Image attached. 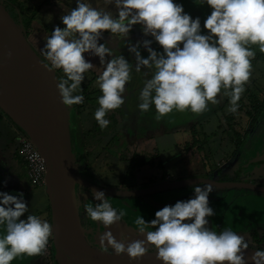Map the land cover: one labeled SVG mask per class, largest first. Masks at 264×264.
I'll return each instance as SVG.
<instances>
[{
	"label": "clouds",
	"instance_id": "obj_1",
	"mask_svg": "<svg viewBox=\"0 0 264 264\" xmlns=\"http://www.w3.org/2000/svg\"><path fill=\"white\" fill-rule=\"evenodd\" d=\"M56 3L62 7L60 0ZM94 3L95 7L89 0H75V7L60 18L63 27H54L40 48L45 67L62 73L56 89L63 106L83 102L80 85L84 74L96 68L95 85L100 95L93 119L101 129L109 124L106 114L124 103L125 85L133 72L147 77L137 96V108L140 112L153 108L156 120L172 111L199 115L225 98L226 111L237 114L252 74L253 48L264 54V0H193L210 9L203 34L199 17L191 18L174 0ZM133 25H140L142 35L151 39L130 42ZM104 32L112 39L98 44ZM121 40L127 44L132 62L113 55L108 46ZM153 42L160 51L150 47ZM84 54L98 58L99 67L86 61ZM212 191L210 183L197 184L192 187V198L165 205L150 221L138 215L134 230L143 240L125 244L103 231L96 246L102 253L125 255L130 261L154 250L159 264H245L249 243L242 235L227 227L217 232L206 226L214 215L207 199ZM90 192L99 203H84L86 218L104 228L121 221L124 213L111 206L103 191ZM50 239L52 223L29 214L22 193L0 192V264H10L21 256H40ZM248 261L264 264V250L252 249Z\"/></svg>",
	"mask_w": 264,
	"mask_h": 264
},
{
	"label": "flooded vegetation",
	"instance_id": "obj_2",
	"mask_svg": "<svg viewBox=\"0 0 264 264\" xmlns=\"http://www.w3.org/2000/svg\"><path fill=\"white\" fill-rule=\"evenodd\" d=\"M87 55L84 54L85 60ZM93 65L98 67L96 62ZM94 69L89 71L90 75L80 85L82 89L81 94L84 98L83 102L67 107L73 160L75 162L78 159L81 165L77 176L83 182V185L77 186L85 191L80 201L78 215L84 238L92 248L100 251L96 244L98 243V236L103 231L109 230L110 232L111 228H115L116 235L120 238L123 234L127 236L138 235L134 230L135 226L133 223L138 215L145 222H148L154 218V213L165 205L171 206L177 201H186L192 198V195L186 196L187 194L178 193L172 196L182 195V197L178 196L172 199L167 195L168 193H172L170 191L173 189L127 197L104 194L106 198H109L112 207L116 208L118 212L124 213L120 222L104 228L98 222H93L86 218L84 213V203H92L93 205L99 203L93 200L90 192L92 189L115 193H136L165 186L168 183L201 180L204 182L195 184L210 183L213 191L224 188L229 189V187L219 186L222 184H236L239 186H230V188L260 192L264 198V189L258 186V184L253 183L255 180L254 174L258 172V169H261V174L264 175V149H262L261 135L256 136L258 143L255 141L254 145L252 142V144L247 143V138L254 132L259 117L249 118L252 122V124L248 125V128L250 127L249 133H246L248 129L246 128L244 134L240 133L238 138L235 133L237 131L240 132L241 128L237 130L236 124L232 128L233 120L224 119L218 123L216 126L217 131L226 134L225 138H221V135L218 136L221 138V144H224L226 147L237 145V149L236 146L229 151L199 149L203 154L195 162L194 168H191L194 170L193 172L203 175V177L192 179V172L186 169V176H190V179L174 178V175L165 172L167 164L159 162V159L157 161L154 159L156 156L162 155V160L172 154H168L166 150H163V152L158 151L157 155H152L154 150L150 149L154 138L166 136L164 131L166 120L164 118L156 120L151 114V107L147 112H140L137 108L138 100L131 103L129 101L127 103L124 102L120 108L106 114L105 118L109 121L107 127L101 129L96 124L93 119V113L98 107L96 98L100 95V92L95 85L97 74ZM146 78L142 75V81ZM139 90L137 91V95L139 94ZM162 126H164V129H162ZM19 133L17 130V134ZM223 139H230V143L225 145L226 143ZM205 140H207L206 137ZM191 151L182 150V153L185 154ZM231 154L234 155L232 164ZM215 157L219 161L217 164H214L216 161ZM180 162L183 163V160ZM193 163L194 160L192 161V165ZM207 165L209 168H213L212 171L205 172ZM176 166L178 167L177 164ZM150 171L151 174H149ZM221 171H227L232 174L231 179H229L230 182H223L222 178H219L218 174ZM137 184L140 187L136 186ZM254 187L258 189H254ZM207 199L214 213L213 216L208 218L209 229L219 232L218 228L223 225L233 231H245L248 227L243 226V224L247 220H250L251 226L249 227L251 234L248 241L251 244L250 249L259 248L260 246L264 248V209L250 210V208H242L241 211L236 209L220 211L218 208L222 207V204H226L228 200H232L229 194L220 196V193L215 192L209 194ZM258 231L260 235H252V233ZM108 251H111V249H108Z\"/></svg>",
	"mask_w": 264,
	"mask_h": 264
},
{
	"label": "rangeland",
	"instance_id": "obj_3",
	"mask_svg": "<svg viewBox=\"0 0 264 264\" xmlns=\"http://www.w3.org/2000/svg\"><path fill=\"white\" fill-rule=\"evenodd\" d=\"M1 1V0H0ZM4 2V0H2ZM62 7L59 6L56 3V0H17L16 5L11 8L10 5H8L9 2H5L6 5L1 3L7 12L12 14L13 17L16 18L15 24L19 28V30L22 32V34L25 36L28 44L32 47V49L36 52V54L45 62L47 61L44 59L43 56H41L40 48L43 47L44 41L47 39V37L51 34V31L54 27H60L62 28L63 25L60 22L61 16L66 14L71 8L75 7V0H60ZM175 3H179L182 5V9L184 13H187L191 18H197L199 17L200 23H201V32L202 34L205 32L203 29V22L204 19L207 17V15L210 14V9L206 5H196L193 3V0H174ZM89 3L92 4V6H96L94 3V0H89ZM108 8L111 9L113 12H115V9L112 8V5H108ZM10 11V12H9ZM23 14V20L25 17H32V22L30 23L29 27L27 29L24 28L23 23L21 22ZM110 39H112L107 32H104L101 36V39L98 41L99 43H105L108 42ZM144 39H151V37H144L141 33V26L140 25H133L131 31L129 32V41L132 43H135L136 41L144 40ZM113 49V55H123L126 60L129 62L133 61V57L130 53L127 51V44L124 43L122 40L114 42L110 45H108ZM156 48L158 51H160L159 47L153 42L150 47ZM255 51V56L251 60L252 64V74L249 78L248 83L245 85V91L241 95L245 94V92H252L253 89H257L258 92H264V59H260L259 56H262L264 54L260 53L257 49L253 48ZM141 56L144 57L147 55L145 50L143 48L139 49ZM264 57V56H262ZM86 60L91 62L92 64L96 62L99 67L98 58L94 56H90L89 54L86 57ZM96 74L99 73L96 71V68L94 69ZM90 73H85V78L89 76ZM62 73L60 72L59 77L61 78ZM85 80V79H84ZM142 87V75L140 73H132L131 80L125 85V92L123 93L124 96V102L127 103L128 101L135 102L137 101V91ZM259 95V94H258ZM227 107V98H225L221 103L213 106L209 105L208 110L199 114L194 115L191 114L188 111L185 112H177L172 111L165 116L161 117L164 118L166 121V124L164 125L165 128V137H156L151 142L150 149L154 150L152 155H157L158 151L166 150L168 155L165 159L161 160V156H156L154 159L156 161L159 159V162L163 164H167V169H165V172H169L172 175H174V178H187L190 179V176H186V172L189 170L192 172V179L194 178H202L203 175H199L191 168H194L195 162L198 161V158L203 153L199 151V149H221L224 151H229L233 149L237 145L233 146H224V144H221V138H225L226 134H223L222 132L217 131V125L218 123L222 122L224 119L233 120L234 123L232 124V128H234V124H236L237 130L241 128L239 134L244 133L246 128L249 124H252L251 120L249 118H245L244 116H240L234 114L232 118L229 117L230 113L226 111ZM152 116L155 117L154 109L152 108L151 111ZM260 117H259V116ZM258 118V124L255 127V130L253 133H251L247 138V143H253L254 141L258 143L256 136L261 135V142H262V149H264V111L262 114H259L258 112L254 116V118ZM185 122V124H183ZM163 123V122H162ZM183 124V125H182ZM0 127V152H3L4 155H6L9 158H12V163L15 165V168H17V171H20L22 168L20 155L15 152V148L12 143V139L14 140V134L12 135V128L9 125V123L1 124ZM164 126H162V129H164ZM220 127V126H218ZM155 135V134H153ZM212 135V137H211ZM221 135V138L218 136ZM11 137V138H10ZM205 137L207 140H205ZM225 141V145L230 143V139H223ZM9 141V143H8ZM74 143V142H72ZM251 143V144H252ZM73 146V145H72ZM224 146V147H223ZM245 148V147H244ZM253 148V147H252ZM182 150H192L188 153H182ZM176 152V153H175ZM161 153V152H160ZM178 153V155H176ZM181 154V155H180ZM176 155V156H174ZM182 156V158H181ZM232 156L231 164L234 161V155ZM153 159V160H154ZM226 159V158H224ZM183 160V163L180 161ZM194 160V163L192 165V161ZM215 163H219L217 158L215 157ZM199 161H201L199 159ZM153 162V161H152ZM75 171L76 175L79 174V169L81 167L79 160H75ZM178 165V167L176 166ZM187 169V171H186ZM213 168H209L208 165L205 168V172L212 171ZM151 174V171L149 172ZM168 175V174H167ZM255 180L254 184H258V186H261V188L264 189V175L261 174V169H258V172H255ZM219 178H222L223 182H230L229 179H231L232 174L227 171H221V173L218 174ZM177 180V179H176ZM242 180V179H241ZM137 184L136 186H138ZM194 185H189L186 187H181L178 189H173L172 193H168V197H171L172 199L179 197H182V195L172 196L174 194H187L186 196L193 195L192 193V187ZM140 187V186H138ZM36 190V191H35ZM220 193V196H225V194H229L232 197V200H228L226 204H222L220 208V211L227 210L230 211L231 209L240 210L242 208L248 209H264V198L263 194L256 191H250V190H244V189H233V188H224V189H218L216 191H212L209 194L212 193ZM28 193H30V196H27V201L25 202V205H27L30 209L35 210L36 212L42 213L44 210V205H47L49 207L48 199L45 195V188H36L33 191H30L28 188ZM82 193V194H81ZM85 193V191L81 187H75V195H76V205H77V211L79 212V206L80 201L82 198V195ZM249 195V196H248ZM255 200V201H254ZM225 203V202H224ZM28 208V212H29ZM34 213L37 215V213ZM223 222V221H222ZM243 226L248 227V229L235 231L238 235H242L244 237V240L246 242L249 241L250 238V232L251 229L249 226H251L250 220H247L246 223L243 224ZM225 228L223 225L218 228V231ZM119 231L118 229H116ZM109 231V230H108ZM111 234L118 242H124L125 244L130 243L134 240H143V235H132L127 236L124 235L120 238L116 235L115 228L110 229ZM247 233V234H245ZM252 235H260L259 231L252 233ZM251 244H249L250 248ZM147 247V246H146ZM253 247V246H252ZM254 248V247H253ZM261 250H264L263 247H259ZM111 253V251H108ZM152 252H155L152 250ZM35 260V261H32ZM10 264H54L53 258H46L43 254L40 256L35 257H24L21 256L19 258L14 259L10 262Z\"/></svg>",
	"mask_w": 264,
	"mask_h": 264
},
{
	"label": "water",
	"instance_id": "obj_4",
	"mask_svg": "<svg viewBox=\"0 0 264 264\" xmlns=\"http://www.w3.org/2000/svg\"><path fill=\"white\" fill-rule=\"evenodd\" d=\"M154 50L158 51L156 48ZM46 64L0 4V111L34 144L46 165L44 188L50 205L55 263L159 264L155 252L130 261L125 255L102 253L86 242L75 197V187L83 185V182L76 175L74 167L67 107L61 104L56 89L58 77L54 70L49 71L45 67ZM201 182L204 181L168 183L136 193L103 192L108 195L138 196ZM251 250L249 248L244 253L245 264H250L248 257Z\"/></svg>",
	"mask_w": 264,
	"mask_h": 264
},
{
	"label": "crops",
	"instance_id": "obj_5",
	"mask_svg": "<svg viewBox=\"0 0 264 264\" xmlns=\"http://www.w3.org/2000/svg\"><path fill=\"white\" fill-rule=\"evenodd\" d=\"M7 122L12 128V135L14 134L13 137L15 138V140L13 139L11 140L12 141L11 145L14 146L15 152H17L18 150V134L16 130L17 128L0 111V127L2 126L1 124H5ZM12 161H13L12 158L7 157L6 155H4L3 152H0V192H7L11 195L22 193L23 199L26 202L27 196H30L29 195L30 193H28V188L30 189V191H33L36 188H33L29 185L24 166L22 165L21 170L17 171V168H15V165L12 163ZM26 207L28 206L26 205ZM35 212H36L35 210L29 208V212H28L29 214H34ZM36 213L37 216L47 219L50 223V205L49 207L47 205H44L43 212L42 213L36 212ZM26 215L27 213L22 215L21 219L25 218Z\"/></svg>",
	"mask_w": 264,
	"mask_h": 264
},
{
	"label": "built area",
	"instance_id": "obj_6",
	"mask_svg": "<svg viewBox=\"0 0 264 264\" xmlns=\"http://www.w3.org/2000/svg\"><path fill=\"white\" fill-rule=\"evenodd\" d=\"M56 75L59 76L60 70H54ZM20 132V131H19ZM24 163L25 173L28 183L33 188H44L46 179V165L34 144L22 133L18 134V150ZM53 243L52 239L49 240L46 251L43 255L48 259L53 258Z\"/></svg>",
	"mask_w": 264,
	"mask_h": 264
},
{
	"label": "trees",
	"instance_id": "obj_7",
	"mask_svg": "<svg viewBox=\"0 0 264 264\" xmlns=\"http://www.w3.org/2000/svg\"><path fill=\"white\" fill-rule=\"evenodd\" d=\"M0 2L3 3L4 5H6L5 2H9L8 5H10L11 8H13L16 5L17 0H4V2L1 0ZM1 6L3 7L2 4H1ZM4 9L6 10V8H4ZM6 11H8V10H6ZM9 15H10V17H12L13 21L16 20V18L12 16L11 12ZM23 17L24 16L22 14L21 22L23 23L24 28L27 29L29 27L30 23L32 22V17H30V16L27 18L25 17L24 20H23ZM262 56H264V55H262ZM262 56H259V58L263 60L264 57H262ZM57 77H58V79L60 78L59 76H57ZM238 103H239V108H238V112L236 115L240 114V116H242V117L244 116L245 118L253 119L257 112L259 114H262L264 111V92H258V90L256 88L253 89L252 92H248V90H247V92H245V94L242 96V100L240 99ZM233 115L234 114H230L229 117L232 118ZM258 116H257V118H258ZM249 128L246 131L247 134L249 133ZM17 130L20 131L18 128H17ZM235 135L238 138L239 132L237 131L235 133ZM21 163L24 166L22 159H21ZM54 264H56L55 261H54Z\"/></svg>",
	"mask_w": 264,
	"mask_h": 264
}]
</instances>
